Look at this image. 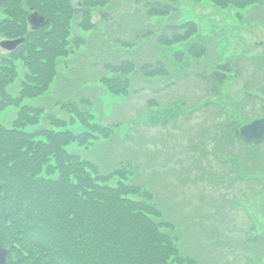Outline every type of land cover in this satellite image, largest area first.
<instances>
[{"label": "rangeland", "instance_id": "1", "mask_svg": "<svg viewBox=\"0 0 264 264\" xmlns=\"http://www.w3.org/2000/svg\"><path fill=\"white\" fill-rule=\"evenodd\" d=\"M62 1L42 0L47 11L62 7ZM69 1L89 8L98 29L91 34L92 30L79 27L81 18L71 21V28L59 21L67 41L88 36L90 42L58 59L60 75L49 92L21 102L45 108L39 124L27 131L45 127L88 131L76 111L64 108L70 102L83 113L89 112L84 115L89 123L118 125L110 138L97 132L91 147L74 143L67 150L95 162L102 174L114 173L128 162L126 179L116 176L108 183L143 185L154 195L151 202L176 226L166 231L179 238L175 241L189 259L186 264H264V181H246L255 177H247V172L260 171L262 166L256 164L249 170L246 162L245 169L238 171L236 164L226 162L227 154L243 157L247 148L236 138L224 141L227 133L223 131L229 118L225 111L233 112L242 126L264 117L263 103L247 97H264V0H179L177 14L164 18L148 17L138 0H116L107 8L83 4L84 0ZM15 4L0 10V53L4 55L8 51L2 42L25 38L31 32L29 15L37 12L48 18L35 6L25 3V12L20 3ZM103 12L111 15L110 21ZM18 15L24 19L20 21ZM177 19L195 22L196 31L176 43L159 45L157 35ZM139 24L152 26L157 34L137 41L133 30ZM123 39L136 40V45L116 48L117 40ZM47 46L52 49V44L46 42ZM53 47L58 50L57 42ZM23 51L28 60L33 59L27 49ZM119 58H134L138 63L161 58L170 71L147 76L137 67L129 76V93L117 94L99 79L115 75L104 65ZM227 62L233 71L215 95L213 82L202 74L209 75ZM15 63L19 78L8 87L13 98L20 95L21 81L29 71L22 58ZM19 111L15 105L0 110L2 125L11 128ZM55 115L66 124L51 125L48 117ZM259 152L264 154V145ZM253 235H261L262 244L254 242Z\"/></svg>", "mask_w": 264, "mask_h": 264}, {"label": "trees", "instance_id": "2", "mask_svg": "<svg viewBox=\"0 0 264 264\" xmlns=\"http://www.w3.org/2000/svg\"><path fill=\"white\" fill-rule=\"evenodd\" d=\"M14 1L20 3L25 12V3L44 11L49 23L33 29L29 18L31 32L26 34L25 42L17 50L8 51V55L0 53V110L10 105L19 106L20 109L11 128H6L0 122V240L11 244L13 250H25L30 264H186L189 259L183 256L175 241L179 238L169 232L176 226L167 221L160 208L151 202L155 199L154 195L144 190L143 185L119 182L114 186L108 183L116 176L126 179L128 162L122 163L114 173L102 174L95 162L67 150L74 143L89 148L92 142L97 141V132L106 133L104 136L108 137L114 126L118 125L89 123L84 118L89 112L83 113L79 106L70 102L63 105L64 108L76 111L88 131L75 133L53 127L27 131V127L39 124L45 108L31 107L21 102L43 97L49 92L60 75L58 59L75 54V48L79 49L81 45L86 47L90 42L88 36L67 41L65 34H62V27L71 28V21L81 18L79 27L92 30L91 34L98 28L89 8L88 11L84 6L78 8L69 0H63L62 7L58 5L56 10L51 7L50 11L44 9L42 0H7L0 4V10L12 4L17 7ZM114 1L84 0L83 4L107 8ZM178 1L137 2L142 3L148 17L164 18L177 14ZM101 14L107 21L111 20L110 14ZM18 18L20 21L24 19L23 15H18ZM60 20L62 27L59 25ZM195 25V22L180 23L177 19L176 23L163 27L157 35V43L168 45L183 40L196 31ZM133 31L137 41L157 34L148 25H136ZM126 34L127 38L131 37L129 33ZM136 40H117L119 47L116 48L132 49ZM46 42L52 44V49L46 47ZM55 42L58 50L53 47ZM24 49L29 51L28 56L32 55L33 59L25 57ZM19 58L28 63L29 71L21 81L20 95L13 98L8 94V87L19 78L18 65L15 63ZM137 63L134 58L110 60L104 67L115 75H105L99 80L109 85L113 92L122 94L129 93V76L137 71V67L147 76L167 75L170 71L161 58ZM232 71L233 65L227 62L218 65L217 70L209 75L202 74V77L213 82L214 94L219 95L217 87L224 85ZM113 84H116L114 89L111 87ZM247 97L261 101L264 107V97L259 94H249ZM225 112L229 118L228 123L223 125V131L227 133L224 141L236 138L247 148L242 151L243 157L227 154L226 162L236 164L238 171L246 167L242 166L246 162L249 170L254 169L256 164L262 166L257 169L260 171H246L247 177L255 176L247 178V182L260 184L264 176L261 178L256 175H264V154L259 152L264 140L260 143L246 142L239 133L242 125L237 117L233 116V112ZM48 118L54 127L66 124L56 115ZM252 147L257 149L253 150ZM250 162L252 165L249 166ZM252 239L262 244L261 235H253Z\"/></svg>", "mask_w": 264, "mask_h": 264}, {"label": "water", "instance_id": "3", "mask_svg": "<svg viewBox=\"0 0 264 264\" xmlns=\"http://www.w3.org/2000/svg\"><path fill=\"white\" fill-rule=\"evenodd\" d=\"M7 0H0V4L5 3ZM30 23L33 29H39L49 23V20L43 15L38 13H33L29 16ZM25 42L24 38H18V40H7L2 42V47L5 50L15 51ZM241 136L249 143H259L264 140V117H259L252 122L244 125L240 129ZM0 248L2 245L0 244Z\"/></svg>", "mask_w": 264, "mask_h": 264}, {"label": "flooded vegetation", "instance_id": "4", "mask_svg": "<svg viewBox=\"0 0 264 264\" xmlns=\"http://www.w3.org/2000/svg\"><path fill=\"white\" fill-rule=\"evenodd\" d=\"M0 264H30L25 250H13L11 244L0 240Z\"/></svg>", "mask_w": 264, "mask_h": 264}]
</instances>
